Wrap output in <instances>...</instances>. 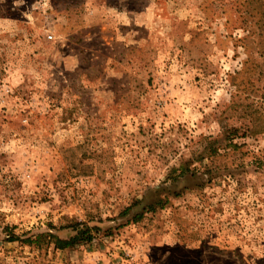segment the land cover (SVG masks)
I'll use <instances>...</instances> for the list:
<instances>
[{
	"label": "rangeland",
	"instance_id": "obj_1",
	"mask_svg": "<svg viewBox=\"0 0 264 264\" xmlns=\"http://www.w3.org/2000/svg\"><path fill=\"white\" fill-rule=\"evenodd\" d=\"M0 264H264V0H0Z\"/></svg>",
	"mask_w": 264,
	"mask_h": 264
},
{
	"label": "trees",
	"instance_id": "obj_2",
	"mask_svg": "<svg viewBox=\"0 0 264 264\" xmlns=\"http://www.w3.org/2000/svg\"><path fill=\"white\" fill-rule=\"evenodd\" d=\"M141 215H136L135 220H138ZM54 227V226H53ZM64 227V226H63ZM67 227H71L74 234L67 238L60 237L53 232H40L33 237L21 238L16 234H10L8 240L19 241L24 244H36L40 245L44 241L48 244H53V247L59 250L74 247L80 243L90 242L93 239V230H98L97 227L87 226L86 224L76 222Z\"/></svg>",
	"mask_w": 264,
	"mask_h": 264
}]
</instances>
